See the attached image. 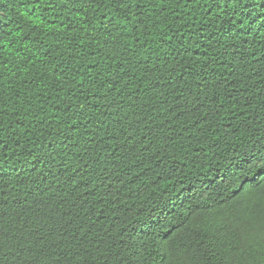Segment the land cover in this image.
<instances>
[{
	"label": "trees",
	"instance_id": "1",
	"mask_svg": "<svg viewBox=\"0 0 264 264\" xmlns=\"http://www.w3.org/2000/svg\"><path fill=\"white\" fill-rule=\"evenodd\" d=\"M260 146L264 0H0V264H264Z\"/></svg>",
	"mask_w": 264,
	"mask_h": 264
},
{
	"label": "snow or ice",
	"instance_id": "2",
	"mask_svg": "<svg viewBox=\"0 0 264 264\" xmlns=\"http://www.w3.org/2000/svg\"><path fill=\"white\" fill-rule=\"evenodd\" d=\"M251 165L252 168L254 170L260 171L261 173V177H264V146H260V151L258 153H252L251 158L248 159H244L243 160V164L239 165V167H244V166H248ZM246 174H254L253 172H249ZM233 175L235 176L236 174L233 173ZM237 179H239V177H236ZM260 180V178L258 177V181Z\"/></svg>",
	"mask_w": 264,
	"mask_h": 264
}]
</instances>
